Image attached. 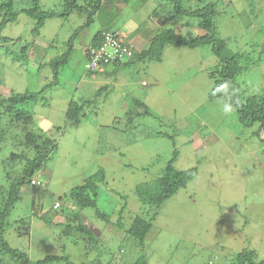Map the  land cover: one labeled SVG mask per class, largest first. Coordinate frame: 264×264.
Returning <instances> with one entry per match:
<instances>
[{
    "label": "rangeland",
    "instance_id": "374dc122",
    "mask_svg": "<svg viewBox=\"0 0 264 264\" xmlns=\"http://www.w3.org/2000/svg\"><path fill=\"white\" fill-rule=\"evenodd\" d=\"M18 1V9L32 7L29 0ZM39 1L45 11L66 9V0ZM221 2L215 23L229 53L261 55L259 64L240 77L242 90L246 95H264V0ZM153 3H139L142 10L136 13L121 0H103L120 14L112 30L124 34L134 31V24L145 16L150 17L145 25L152 35L154 29L164 27L187 35L206 33L196 19L170 13L164 24L152 21ZM86 20L87 14L75 11L50 18L35 36V20L22 13L4 29V35L13 39L0 46V92L6 97L12 92H43L30 105L34 122L10 135L6 151L34 157L17 143L28 132L42 134L38 122L44 119L51 125L46 132L59 144L39 172L40 182L38 176L34 178L41 189L21 188L22 200L11 216L17 223L5 234L11 246L35 261L48 255L65 257L54 264L98 259L102 264H135L141 257L148 264H237L238 255L246 249L255 253L257 262L264 260V142L241 125L235 110L222 111V98L211 97L214 81L210 74L218 64L212 48L168 45L161 62L114 65L100 77L85 65V49L100 25L96 21L73 41L69 62L60 68L55 83L49 64L70 47L72 34ZM24 40L31 45L25 57H19ZM134 46L139 52L147 50L150 39L141 36ZM109 83L110 90L98 95ZM88 99L95 100L86 108L88 118L77 127L69 125L70 101L82 104ZM153 132L168 133L174 139L153 136ZM175 150V167L181 171L197 168V175L162 205L145 245H140L125 230L136 215L151 216L154 210L143 206L135 188L162 175ZM22 160L13 165L14 176L22 172L26 163ZM101 169L106 182L99 190V209L109 213L111 221L98 218L95 209L81 210L70 198L64 200L66 193ZM57 201L64 206L60 210L53 208ZM76 212L98 232L96 243L76 228L67 233L66 221L71 222ZM22 218L28 224L20 225ZM78 223L74 220L75 226ZM18 226L23 234H18Z\"/></svg>",
    "mask_w": 264,
    "mask_h": 264
},
{
    "label": "trees",
    "instance_id": "16d2710c",
    "mask_svg": "<svg viewBox=\"0 0 264 264\" xmlns=\"http://www.w3.org/2000/svg\"><path fill=\"white\" fill-rule=\"evenodd\" d=\"M32 4L30 8L18 9V0H4L0 3V46L4 41H11L13 38L4 35V29L9 23L17 22L19 16L24 13L35 20V27L33 34L39 36L41 29L45 26L46 21L54 17H66L72 12H78L79 14H87V20L81 26H79L74 34H72L68 49L62 56L54 58L50 62V66L53 70V76H55L58 82L60 68L69 62V55L73 52V41L79 37L80 31L84 28H88L98 21L100 23L94 34L90 44L96 45L101 42L106 32H112L118 39L122 38L123 44L134 42L141 36L150 39V47L144 51H137L133 48L134 55L126 63L117 61L112 64H104L103 69H96L93 73L103 77L109 67L119 65L123 67H129L137 64L138 61H158L163 59L164 51L168 45L185 46L192 49L210 46L213 53L218 57V64L215 66V70L210 74V77L214 81V87L211 91L212 98H222L224 101L233 104L235 111L238 113L241 125L244 128L251 129L253 134L257 135L264 142V95L252 94L246 95L242 90L240 77L253 66L258 65L261 60V55H257V58L247 53L237 51L229 53L227 50V41L222 36L218 29V24L215 23L220 15L219 10L221 8V0H121L124 6H132L133 11L136 13L142 10L138 6L141 2H154L153 9L151 10L152 21L156 19L161 24L168 21L167 13H170L177 17H187L196 19L198 21V27L204 30V34H182L176 31L173 27H164L160 30H153V35L149 32V29L145 23L150 17H143L142 22L134 24L135 30L124 34L122 32L117 33L112 30L120 17L119 12L115 14L114 7L111 5L106 6L103 4V0H85V3L79 0H66V9L62 11H45L40 6L39 0H29ZM121 3V2H120ZM158 4V5H157ZM150 20V19H149ZM146 26V27H144ZM130 34V35H129ZM52 44H55L52 41ZM31 44L26 43L24 40L23 53L19 54V57L24 56V52ZM86 60L89 59L88 54L85 56ZM228 82L229 92H233L231 98L225 96L224 93L217 92L213 95V91L217 86ZM112 84L109 83L106 86L101 87L98 90V95L103 91H109ZM43 92H12L9 96H5L3 92H0V264H54L65 257L48 255L40 260H31L27 252L11 246L5 234L13 228L17 221H11L12 212L14 206L22 200L21 188L26 187L27 190H40L41 186L37 184L39 179V172L46 167L48 160L55 154L58 149V141L53 136H50L45 128L42 127V134H32L28 132L25 138L18 141V146H25L30 153H34V157H29L27 153L17 154L14 149L11 152H7L6 148L10 145V135L18 133V127L23 125L27 126L33 123L35 120V114L30 108ZM94 99L85 100L80 104L77 100H71L70 105L66 112V120L71 126H79L84 120L88 118L89 113L86 112L87 106H93ZM45 122V119H44ZM47 123V122H46ZM130 130L131 127L129 126ZM153 136L166 135L174 139L168 133L153 132ZM139 135V134H138ZM176 137V136H175ZM135 140L136 138H131ZM139 140V137L136 141ZM7 152V153H6ZM178 157V150L174 151V155L170 161H168L164 168L163 174L151 182H144L138 184L135 188V192L144 207H150L154 210L152 215L143 214L136 215L135 219L130 223L129 228L125 225H121L126 229L129 236L137 241L140 245H145L146 237L153 228L154 221L159 215L162 205L171 199L180 189L186 188L188 184L196 177L197 168L188 170H178L175 167V161ZM26 160V163L19 175H13V165L19 161ZM38 176V180L34 181V178ZM106 182V173L104 170H100L89 177H86L84 181L75 186L72 190L65 194V199H71L81 209L92 208L96 210L98 218L104 221H111L109 213L99 209L98 197L101 184ZM61 196L60 198H62ZM123 198H126L124 196ZM127 206L125 201L122 211ZM64 206L60 205L56 210L62 209ZM69 214L71 212L69 211ZM70 216V215H69ZM71 222L66 221L68 232L72 233L73 230H79L82 233L87 234L89 239L97 242L95 237L96 230L90 225L81 220V214L76 212ZM74 220L78 221V225H74ZM27 220L23 218L18 222L20 225L28 224ZM122 227V228H123ZM14 229V228H13ZM20 226L16 227L18 234H23ZM237 264H264V260L257 262L255 260V253L252 250H244L237 257ZM72 264V263H70ZM82 264H102V261ZM135 264H148L144 257L138 258Z\"/></svg>",
    "mask_w": 264,
    "mask_h": 264
},
{
    "label": "built area",
    "instance_id": "2783aa9c",
    "mask_svg": "<svg viewBox=\"0 0 264 264\" xmlns=\"http://www.w3.org/2000/svg\"><path fill=\"white\" fill-rule=\"evenodd\" d=\"M89 52L91 59L87 63V68L90 70L99 69L103 63L124 60L133 54L132 47L123 44L122 39H118L112 32H106L102 43L91 47Z\"/></svg>",
    "mask_w": 264,
    "mask_h": 264
},
{
    "label": "clouds",
    "instance_id": "9594fccd",
    "mask_svg": "<svg viewBox=\"0 0 264 264\" xmlns=\"http://www.w3.org/2000/svg\"><path fill=\"white\" fill-rule=\"evenodd\" d=\"M115 31H116L117 33L120 32L119 30H115ZM103 39H104V38H103ZM121 39H122V38H121ZM102 41H103V40H102ZM102 41L99 42V43L96 44V45H92V44H90V45L87 46V48L85 49V56H86V54H88L89 59L86 60L85 65H87L88 61H90V59H91V55H90V52H89V51H90V48H91V47H96V46L100 45V44L102 43ZM132 45L134 46V44L130 43V46H131V47H133ZM134 48H135V46H134ZM132 51H133V48H132ZM133 55H134V52H133V54H132L130 57H128V58H126V59H124V60H120V59H118V60H114V61H112V62H108V63H104V64H112L113 62L116 63L117 61H120V62H122V63H126V62H128V61L130 60V58H131ZM101 68L103 69V64L101 65V67H100L99 69H101ZM86 70H87L88 72H93V71H94V70H90V69H88V68H86ZM95 70H96V69H95ZM97 70H98V69H97ZM145 83H146V82H144V84H145ZM229 87H230V85H229L228 82H225V83H223V84H220V85L217 86L216 89L213 91V95H215L217 92L224 93L225 96H227V97L229 98V100H230L231 95L234 94V91H235V90H233V92H229ZM234 110H235V109H234L232 103L227 102V101H225V102L223 103L222 111H223L225 114H230V113H232ZM38 123H39V126H40V127H45L46 122H44V121H40V122H38ZM47 126L50 127V126H51L50 123H48ZM34 181H36V179H34ZM38 182H40V181H38ZM58 203H59V205H60V202H59V201L55 202L54 207H53L54 209H56V208L59 206V205L57 206ZM261 258H264V257H261Z\"/></svg>",
    "mask_w": 264,
    "mask_h": 264
}]
</instances>
